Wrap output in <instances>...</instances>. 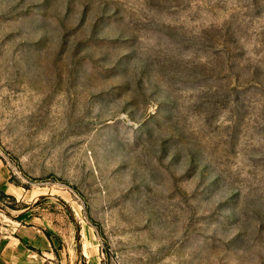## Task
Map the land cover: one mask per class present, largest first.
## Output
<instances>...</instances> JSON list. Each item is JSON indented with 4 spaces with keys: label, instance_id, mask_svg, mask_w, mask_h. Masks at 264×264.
<instances>
[{
    "label": "rangeland",
    "instance_id": "obj_1",
    "mask_svg": "<svg viewBox=\"0 0 264 264\" xmlns=\"http://www.w3.org/2000/svg\"><path fill=\"white\" fill-rule=\"evenodd\" d=\"M0 160L54 264H264V0H0Z\"/></svg>",
    "mask_w": 264,
    "mask_h": 264
},
{
    "label": "crops",
    "instance_id": "obj_2",
    "mask_svg": "<svg viewBox=\"0 0 264 264\" xmlns=\"http://www.w3.org/2000/svg\"><path fill=\"white\" fill-rule=\"evenodd\" d=\"M10 187L4 163L0 160V189L10 191ZM10 192L16 198L29 195L28 191ZM57 251L60 250L53 235H48L38 223L22 225L7 234L0 231V264H54Z\"/></svg>",
    "mask_w": 264,
    "mask_h": 264
}]
</instances>
